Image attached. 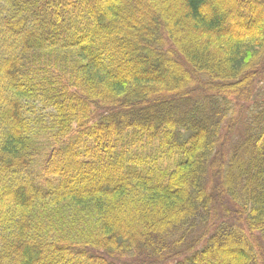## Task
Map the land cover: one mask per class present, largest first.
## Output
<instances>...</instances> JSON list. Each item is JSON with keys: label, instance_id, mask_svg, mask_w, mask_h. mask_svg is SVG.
<instances>
[{"label": "trees", "instance_id": "1", "mask_svg": "<svg viewBox=\"0 0 264 264\" xmlns=\"http://www.w3.org/2000/svg\"><path fill=\"white\" fill-rule=\"evenodd\" d=\"M262 78L264 0H0V264H264Z\"/></svg>", "mask_w": 264, "mask_h": 264}, {"label": "rangeland", "instance_id": "2", "mask_svg": "<svg viewBox=\"0 0 264 264\" xmlns=\"http://www.w3.org/2000/svg\"><path fill=\"white\" fill-rule=\"evenodd\" d=\"M205 13H210V8H206L205 9ZM220 28L223 30V26H220ZM249 31H251L249 29ZM233 36L235 34H232ZM253 98L257 99V102H264V78H262L261 80H258L254 86V92H253ZM242 105H245V104H241V106L238 108L236 107V113H235V117H239L241 114H242V111L246 108H248V105H246L245 107H243ZM234 132V133H233ZM242 133V124H241V121H240V125H239V128L238 129H234L232 128V132L233 135H232V142L233 143L236 139H238L239 137H241V135H239V133ZM228 149H230V147H228ZM134 152H135V149L133 148L132 149ZM147 150V149H146ZM217 184L216 182L214 181V184L211 186V190H212V195L214 197L215 200L218 199V189H217ZM84 188H86L85 185H83ZM230 199H226V197L224 196V198H220V202H221V205L218 206V203L216 204V211H217V208L218 209H221L219 210V212H216V216H213V221H223V220H226V214H231V217L233 218L236 214H234V212L237 211V209L234 208L233 204L229 201ZM229 201V202H228ZM227 203V204H226ZM1 206V205H0ZM2 206H6V203L5 205L2 204ZM237 216V215H236ZM238 218V216H237ZM249 235V233H248ZM256 238H259L260 240V243H263L264 244V234H261V233H256ZM263 246V245H262ZM128 259H131L133 260L134 258L132 257H126Z\"/></svg>", "mask_w": 264, "mask_h": 264}]
</instances>
